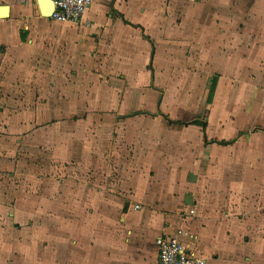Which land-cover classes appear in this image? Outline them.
Here are the masks:
<instances>
[{"label":"crops","instance_id":"0c3cea01","mask_svg":"<svg viewBox=\"0 0 264 264\" xmlns=\"http://www.w3.org/2000/svg\"><path fill=\"white\" fill-rule=\"evenodd\" d=\"M55 54L65 62L62 74L45 84L34 74L36 82H29L35 62ZM208 62L220 74L210 80L207 106L216 104L220 78L226 105L235 85L246 97L264 92V0H95L78 24L44 17L38 0H0V143L17 151L27 141L39 155L63 142L61 166L69 172L75 165L67 160L82 157L89 137L110 142L117 132L133 150L132 141L147 137L150 111L164 105L151 94L153 84H167L160 75L175 88V77L195 72L188 67L204 70ZM23 89L30 93L26 102L18 97ZM21 104L32 105L24 119L9 109ZM226 110L227 127L211 140L204 134L222 157L206 166L187 199L181 183L155 196L141 183L133 202L97 194L95 227L88 231L82 230L86 217L77 222L56 218L58 212L44 215L42 224L30 212L34 223L14 231L4 220L20 223L19 209L13 218L0 204V264H153L158 238L178 235L207 264H264V112L258 117L264 104H238L235 118L230 106ZM209 121L196 117L187 125L207 132ZM127 151L122 166L129 172L136 162ZM147 153H141L142 172L152 171ZM55 189L48 197L59 198ZM113 204L120 209L102 211Z\"/></svg>","mask_w":264,"mask_h":264},{"label":"rangeland","instance_id":"374dc122","mask_svg":"<svg viewBox=\"0 0 264 264\" xmlns=\"http://www.w3.org/2000/svg\"><path fill=\"white\" fill-rule=\"evenodd\" d=\"M219 45L221 50L223 45L221 42ZM55 55L54 59L49 58L48 60L44 55L35 62L37 66H34L33 76L29 82H36L34 74L36 79L44 84L50 81L51 74L57 76L62 74L65 62L57 60L58 56ZM204 62L202 61V66L205 67ZM208 65V68L201 71L188 67L195 72L188 73V76L182 78L175 77L177 80L175 88L170 87L174 85L169 80L172 78L165 77L164 73L160 75L167 84L163 83L162 89L161 82L157 83L158 87L153 84L151 94L152 96L156 94L155 96L159 98V101L161 99L164 105L162 108L150 111L151 116H154L150 117L149 123L144 125L147 137L144 141L136 140L135 144L132 141L133 150L131 148L126 150V141L122 137L118 138L117 132L110 142H106L105 137L97 141L93 137H89L87 143L90 146L82 149V157H79V153H77L67 160L75 165L74 171L69 172L61 166L62 163L64 164L61 155L65 150L63 142H58L56 149H51L50 152L45 150L39 155L34 153V144L27 141L17 151H11L7 149L8 145L0 143V204L6 207V212L11 214V217L16 215V211L19 209L21 217L20 223H16V219L4 220L5 223L12 226L14 231H18L22 226L30 227V224L34 223V220L30 221L29 219L31 214H33V218L34 216L39 218L38 224H42L43 216L54 215L53 212L56 214L58 212L56 218L59 215H64L65 218L69 217L78 222L79 219L83 220L86 217L90 222L96 213L92 199L97 194L103 197L113 196L117 201L130 197L129 200L133 202L135 201L134 197L137 198V193L139 194L141 191V183L144 182L146 186L150 187V196L158 195L160 191L162 193L169 191L171 187L181 183L183 184L180 187L182 188L180 189L181 194L187 199L194 190L195 184L199 182V176H206L204 175L207 172L206 166L213 159L222 157L221 149L212 148L211 144L213 143H210L208 139L204 140V134L206 136L209 134L208 138L211 140L224 127H227V125H223V112L228 106H230L231 117H234L233 113L238 109V104L244 108L246 104H264V92L259 91L256 94L250 92L246 97V94L241 93V88L235 85L236 91L230 92L233 99H231L230 105H226L228 94L225 93L222 78H220L218 93L215 97L216 104L212 107L207 106L210 80L213 75L220 74V70L216 67L213 69L210 62ZM260 85L263 86V83ZM38 86L40 85L35 83L33 87L40 94L39 97H43L42 89ZM53 86L59 89L56 83ZM55 93L58 95L57 90ZM18 97L26 102V99L30 97L29 90L23 89ZM152 99L156 101L155 97ZM233 104L236 106L233 107ZM31 106V104H21L20 107H10L9 109L17 111L20 118L24 119ZM259 112L258 117L262 118L264 110H259ZM196 117L210 118L207 132L204 127L202 129L194 125H187V123L193 122ZM170 120L174 123H170ZM177 121H182V123ZM24 131L26 129H22V132ZM91 132L92 130H90ZM96 144L102 145L99 151L101 156L97 154ZM140 144H142V148L136 152L135 145ZM209 148H212V153L206 156L205 150ZM124 151L129 154L131 152V156H134L132 159L136 162L135 170L129 172L124 170L122 166L125 161V158L122 157ZM143 151L148 152L145 155L148 156L152 171L142 172L145 167L138 166L142 163L141 153ZM156 154L158 156H155ZM53 186L56 187L55 196L59 198L48 197ZM99 192L103 194H99ZM111 209L117 210L120 207L114 204L106 205V210L102 211L105 213ZM30 212L32 213L30 214ZM89 222L85 224L83 222L82 230L84 228L87 231L94 230V222ZM86 224L89 225V229L85 227ZM25 234L26 241L30 242V231H26ZM8 259L7 256L5 261L7 262Z\"/></svg>","mask_w":264,"mask_h":264},{"label":"built area","instance_id":"2783aa9c","mask_svg":"<svg viewBox=\"0 0 264 264\" xmlns=\"http://www.w3.org/2000/svg\"><path fill=\"white\" fill-rule=\"evenodd\" d=\"M22 2L24 0H21ZM32 1V0H29ZM95 0H53L54 13L50 17L57 23H80ZM139 210V206L136 207ZM158 257L153 264H207L178 236H162L156 241Z\"/></svg>","mask_w":264,"mask_h":264},{"label":"water","instance_id":"95a60500","mask_svg":"<svg viewBox=\"0 0 264 264\" xmlns=\"http://www.w3.org/2000/svg\"><path fill=\"white\" fill-rule=\"evenodd\" d=\"M38 2L41 8L42 15L46 18H50L53 15L55 9L53 0H38Z\"/></svg>","mask_w":264,"mask_h":264},{"label":"trees","instance_id":"16d2710c","mask_svg":"<svg viewBox=\"0 0 264 264\" xmlns=\"http://www.w3.org/2000/svg\"><path fill=\"white\" fill-rule=\"evenodd\" d=\"M215 91H216V80H214V82H213V86H212V90H211L210 98H209L210 102L213 101V98L215 96Z\"/></svg>","mask_w":264,"mask_h":264}]
</instances>
